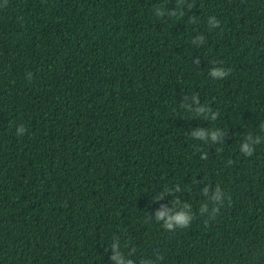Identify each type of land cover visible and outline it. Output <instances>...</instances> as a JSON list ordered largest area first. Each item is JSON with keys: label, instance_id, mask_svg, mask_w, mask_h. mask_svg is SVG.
I'll return each mask as SVG.
<instances>
[{"label": "trees", "instance_id": "obj_1", "mask_svg": "<svg viewBox=\"0 0 264 264\" xmlns=\"http://www.w3.org/2000/svg\"><path fill=\"white\" fill-rule=\"evenodd\" d=\"M120 262L264 264V0H0V264Z\"/></svg>", "mask_w": 264, "mask_h": 264}, {"label": "clouds", "instance_id": "obj_2", "mask_svg": "<svg viewBox=\"0 0 264 264\" xmlns=\"http://www.w3.org/2000/svg\"><path fill=\"white\" fill-rule=\"evenodd\" d=\"M214 21V22H213ZM210 23H212V26L215 27H219V21H215V17L212 18V20H210ZM201 39H203V37H201ZM211 75L214 78H223L226 73H224L223 71H213L211 73ZM201 111H203V109H201ZM23 132V129L21 130V134ZM19 135V134H18ZM199 135H203V133H200ZM213 140L216 139V136L213 135ZM247 155L251 156L252 154V150L247 146H243L242 149ZM205 192H207V189H205ZM222 197V191L219 187H217L215 193H214V201L217 202H221ZM206 210V206L201 208V211H205ZM214 212L219 211V208H214L213 209ZM157 220H164V227L168 230H173L174 228H180V229H184L190 226V221L192 220V217L188 214H186L185 211H178L175 214H167L165 212H159L156 215ZM120 264H123V262H120Z\"/></svg>", "mask_w": 264, "mask_h": 264}]
</instances>
